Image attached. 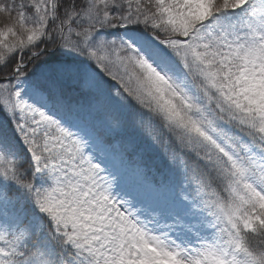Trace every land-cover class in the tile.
Listing matches in <instances>:
<instances>
[{
	"label": "snow or ice",
	"instance_id": "1",
	"mask_svg": "<svg viewBox=\"0 0 264 264\" xmlns=\"http://www.w3.org/2000/svg\"><path fill=\"white\" fill-rule=\"evenodd\" d=\"M0 264H264V0H0Z\"/></svg>",
	"mask_w": 264,
	"mask_h": 264
}]
</instances>
